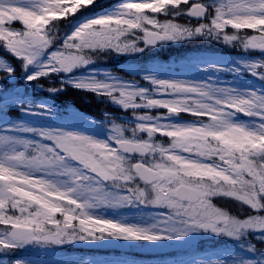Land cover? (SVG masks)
Returning <instances> with one entry per match:
<instances>
[{
  "label": "snow or ice",
  "instance_id": "6c2138e0",
  "mask_svg": "<svg viewBox=\"0 0 264 264\" xmlns=\"http://www.w3.org/2000/svg\"><path fill=\"white\" fill-rule=\"evenodd\" d=\"M179 17L188 24L173 22ZM196 38L243 54L183 58L203 71L199 80L165 75L159 64H130L131 79L89 68L101 54L134 57ZM0 51V264H39L15 255L29 247L113 241L190 257L174 264H264V83L221 84L222 74L264 82V0H0ZM53 78L61 87L49 94L71 85L131 119L106 112L98 122L30 95ZM25 117L49 123L29 126ZM216 197L251 212L236 218ZM215 238L231 246L200 249Z\"/></svg>",
  "mask_w": 264,
  "mask_h": 264
},
{
  "label": "rangeland",
  "instance_id": "374dc122",
  "mask_svg": "<svg viewBox=\"0 0 264 264\" xmlns=\"http://www.w3.org/2000/svg\"><path fill=\"white\" fill-rule=\"evenodd\" d=\"M99 2L100 3L104 2L102 4H106L107 3V1L105 2V0H99ZM184 19H186V18H184ZM173 22H175V21H173ZM228 31L231 33L233 30L228 29ZM246 31H248L249 33L251 32V30H246ZM236 48H239V47H236ZM238 51H241V49H239ZM194 55H198V54L196 53V54H191L190 56H188V55L187 56L191 57V56H194ZM199 55L211 56V57H215L216 59H220V60H231V59H235L236 57L240 56V54L238 55V54H233V53H220V52H213V53L207 52L205 54H199ZM247 55L251 56V57H259L260 53L259 52H251V53H248ZM130 64L137 65V63H131V62L128 63V64L120 63V65L126 71H127V69H128ZM153 64L163 65V69H164L163 74H165V75H169V74L170 75H176V78H179V79L195 78V79L199 80V79H203L204 78V73H203L202 70L201 71H197L194 67H192L190 65H186L183 62V58H180L178 60H172V61L157 62V63H153ZM153 64H150V65H153ZM89 68H95V69L99 70L100 72L108 71V72H110L113 75H117V74L114 73V71L108 70V69L103 68V67L94 66V64L93 65H89ZM172 70H174V71H172ZM83 71H84L83 69L78 70V72L73 73V75H78L80 72H83ZM124 78L128 79L126 77H124ZM49 80L52 83H54V84L57 83V82H60L59 79H56V78L49 79ZM234 83L235 84L245 83V84H248V85L258 89L260 87V85L262 83H264V82H262V81H260V80H258L256 78H253V77H251L250 75H247V74L241 75L239 77V79H233V77L228 75V74H222L221 84L223 86L231 85V84H234ZM41 101L52 103L57 108L59 107L58 103L55 100L43 99ZM110 107L113 110L110 111V112H107V113L110 114L109 117H112L111 115H113V111H116L117 114H118L117 116H114V117H119V118H116V119L111 118L112 120H116V122L119 123L121 121H128V120L131 119L130 114L121 111L117 106H114V105L110 104ZM63 109H66V110H63ZM63 109L59 110V111L61 113H66L67 111H76V112L82 113L84 115H87V116H89V117H91L94 120L99 122V120L95 119L94 117H92L91 115L87 114L86 112L78 110L75 107H70L68 109L67 108H63ZM157 112H164V110L163 109L154 110L153 114H155ZM18 115H19L18 113H15L14 116L10 114V116H12V117H18ZM185 116H187V115H185ZM180 119H182V118H180ZM242 119L246 120L248 118H243L242 117ZM183 120L188 121V120H192V119H183ZM25 122L29 126H36V127L47 126V124L49 123V121H46L45 119H42V118H39V117H25ZM162 138L163 137H161V141L167 143V140L164 141ZM228 200L231 201L232 199L224 198V197H216V198L213 199V203L216 204V202L219 203V201H220V203H222L221 201L228 202ZM120 211L122 213H127L129 216L135 215V216L138 217L140 215V213L138 211H136V210L122 209ZM111 214H112L111 211H109L108 215H111ZM145 214H148V210H145ZM107 245L106 244H103V245H88V244H83V243H76V244H71V245H68V246L80 247L79 251H86V250H83V249L88 248V247L96 248V249H101V248H105L106 247L104 250L111 249V248H116V249L122 251L121 252L122 255L110 257L108 260L97 259V257H92V255L91 256L87 255V256H83L82 257L79 254H72L71 256L63 257L62 254L59 252V251L62 250V249H60V247H55V248H50V249L49 248H36V249H33V248L29 247L27 249L28 252L26 250L27 253L22 255L21 257H23L25 259H32L34 261H38L39 264H54L55 261L64 260V259H70V260L84 259V260H88V261H91V262H95V264H143V263L139 262L138 260H134V259L128 258L127 257V253H129L132 249H137V248L140 249V251H142V250L148 251L151 248L150 252L152 254L163 253L162 250H157L156 251L155 248H153V247H151L149 245H143V244L142 245H135V248H134V246H127V245L122 244V242L113 241L112 243L107 244ZM168 250H170V249H167L166 251H168ZM188 259H190V258L185 257L183 260H188ZM170 264H174V262L170 263Z\"/></svg>",
  "mask_w": 264,
  "mask_h": 264
},
{
  "label": "trees",
  "instance_id": "16d2710c",
  "mask_svg": "<svg viewBox=\"0 0 264 264\" xmlns=\"http://www.w3.org/2000/svg\"><path fill=\"white\" fill-rule=\"evenodd\" d=\"M112 2L113 0H105V2ZM104 2H101V4ZM180 19H182L180 17ZM183 20V19H182ZM184 23V21H182ZM186 23V22H185ZM70 29V24L68 22L62 23L61 26L57 29L59 34L63 36L66 32H68ZM251 33V32H250ZM217 48H230V46L224 45L222 42H216V41H210V40H204L201 38H196L192 40H185L181 41L178 43H168V44H163L155 49H151L149 51H146V56L148 55L153 56V54L156 55L157 58H169V57H179L184 55L186 52H191V51H205V50H210V49H217ZM155 52H154V51ZM2 52V51H1ZM118 55L116 54H109V55H104L101 54L100 57L96 58V61L98 64H101L102 62H110L111 60L115 62V60L118 58ZM123 57V56H120ZM145 60V57L142 59ZM40 83L43 85L45 90L40 93L39 95L41 96H48L51 95L58 99L59 101L66 103V104H74L77 107L98 114L102 115L104 109H111L110 105H108L107 100L102 99L101 97L90 93L86 92L83 90H77L75 88L69 87V86H64V91L56 93L55 95L49 94L46 90L49 87H61L60 82L57 83H52L48 79H44L40 81ZM223 207L227 208L228 210H231L232 213L239 214L240 212H245L242 213V217H247L250 209H243L241 210V206L238 202L236 201H228L223 205Z\"/></svg>",
  "mask_w": 264,
  "mask_h": 264
}]
</instances>
